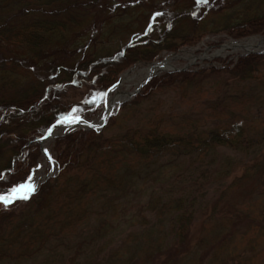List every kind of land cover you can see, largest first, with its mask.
<instances>
[{"label":"trees","instance_id":"16d2710c","mask_svg":"<svg viewBox=\"0 0 264 264\" xmlns=\"http://www.w3.org/2000/svg\"><path fill=\"white\" fill-rule=\"evenodd\" d=\"M160 7L0 0V191L42 167L62 114L91 120L122 71L199 44V18ZM227 28L199 49L264 33V15ZM204 62L151 76L99 130L58 134L55 174L0 203V264H264V52ZM67 87L81 98L61 102Z\"/></svg>","mask_w":264,"mask_h":264},{"label":"rangeland","instance_id":"374dc122","mask_svg":"<svg viewBox=\"0 0 264 264\" xmlns=\"http://www.w3.org/2000/svg\"><path fill=\"white\" fill-rule=\"evenodd\" d=\"M233 1L234 0H216V2H215V0L214 1L207 0V3H198L197 0H171V1L159 0V7L160 6L161 7L158 8L157 10L153 11L152 17H154L155 15L161 14L164 10L172 11L173 13H176V11H182V14L187 13L186 16H183V17H186L185 18L186 20H188V18H192V17L196 16L197 18H199L200 22L204 24V28L201 29V31H200L201 38H200L199 44L197 43L198 44L197 46H189L187 48H182L178 52L172 53L174 55L178 54L179 56L184 55L185 57L183 56V58H181V57H178V55L177 56L175 55L174 58H171V61L169 60V62H168L170 64V66H166V67H168L169 70H173V69H171L172 67L173 68L176 67L178 69H183L182 68L183 66L191 67V66L196 65V64H203L204 65V63H205L204 61H206L207 59H210L216 55H225V54L231 53V52H245L246 51L245 47L242 45L244 43L255 44L258 41H261V44L258 48L264 49V40H262V37L264 38V33L247 36V37L242 38V39H233L230 37L226 38L222 42V44H225L227 42L230 43V41H234V40L235 41L239 40L240 42L243 41L242 43H240L241 47H238L236 49H232L231 51L228 48L226 50L225 48H223V46L217 45V44H216V46L215 45L214 46L208 45L206 47H203V49H199L202 46V44L205 43V40L207 38H209V35H210L209 32H211L215 29H218V31H217L218 34H225V32H227V29H228L227 26L229 24H235V23L241 22L247 18H253L255 16L264 15V0H261V1L246 0V1H242V2L240 1V3L234 4V5H233ZM159 11H161V12H159ZM166 14L167 13H165L164 15H166ZM133 21L135 22L136 20L133 19ZM206 24L207 25L209 24V25L207 26ZM175 26H176V28H178V30L179 29L184 30V29L188 28L187 23L186 22L183 23V21H177ZM199 45H201V46H199ZM229 45L231 46V44H229ZM197 48L199 50H197ZM172 54L171 53H165L162 57L165 58L166 56H169ZM149 63H151V62H149ZM149 63L135 64L133 66H130L126 70L122 71L118 76L117 84L114 85L109 90V92L106 94L105 99H104V104L106 102V105H108L111 102V99L113 98V96L117 92L126 93L127 94L126 97H128L130 95L129 93L134 91L138 87L140 82H142L144 80V78L146 76L145 67H148ZM7 65L12 66L15 64L8 63ZM14 67L15 68H13L12 70L15 71L17 76H23V75L29 76L27 71H25L21 66L15 65ZM161 71H166V70H161ZM22 81H23V78L20 80V82H22ZM18 85H21V83ZM140 89H141V87H140ZM82 90H83V87L80 89L79 88L73 89L71 87H67L66 89H63V91H61L59 93L60 101L63 103H70V102H73L74 100H79L81 98V93H82L81 91ZM138 91L131 94L129 99H132L138 93ZM120 103H121V101L120 102H113L112 106L110 107L111 113L117 109V107ZM104 104L101 107L100 111L97 112L95 114V116L91 119L92 122H98L101 119L103 113L105 112V110H104L105 105ZM73 110L74 109H72L70 111L68 110L67 111L68 113L66 112V113L62 114L58 120H62L63 118L69 119L70 117H77V115H75L74 113L71 112ZM26 116L27 115H25V116L20 115L19 117H16L15 119L18 121H22L23 119L30 117V115H28L27 117ZM109 117L107 118V120L109 119ZM15 119H13V120H15ZM104 124H103V126H104ZM77 127H78V124H71L68 126L64 125V124H59V125H56L52 128V133L57 136L58 134H61L63 132H66L67 130H71V129H74ZM56 136H54V137L48 136L47 138H45L43 140L42 143H41V138L39 139L40 149H41L42 157H43V165H42V167H39L35 172L31 173V175H30L32 177V181L36 185V189L42 181H44L48 178L47 176H51V175L55 174V172L57 170V166H56V163L54 160V155L50 151L51 142ZM27 180H25V181H27ZM9 191L10 190L4 189V190L0 191V194L8 195ZM117 236H118V234H117Z\"/></svg>","mask_w":264,"mask_h":264},{"label":"water","instance_id":"95a60500","mask_svg":"<svg viewBox=\"0 0 264 264\" xmlns=\"http://www.w3.org/2000/svg\"><path fill=\"white\" fill-rule=\"evenodd\" d=\"M262 40H264L263 37H262ZM242 42H240L239 40H237V41H235V40L234 41H230V43L228 42V43L223 44V47L230 48V49H236L238 47H241V44L240 43H242ZM229 44H231V46ZM260 44H261V41H258L255 44L244 43L242 45L245 47V50H246L245 52H264V49H259L258 48L260 46ZM174 57L175 56L172 54L170 56H167V58L165 57V58H162L161 60H157V61H154V62L150 63L149 64V67H148V69L146 71V76H145L144 80L142 82H140V84L138 85V87L134 91H132L131 93H129L130 95L128 97L124 98V99L125 100H128L130 98L131 94H133L136 91H138L140 89V87L144 83H146L149 80V78L151 76H153L154 74L160 72L161 70H169L166 66L163 67L161 65L164 64V62H167L168 60H170L171 58H174ZM178 57L183 58V56H178ZM171 69L176 70L178 68H175V67L173 68L172 67ZM118 102H120V100H118ZM112 104H113V101L110 102L108 105H106V102H105V104H104L105 105V108H104L105 112L103 113L101 119L98 122H92L91 120H87V119L82 118V117H70L69 119L79 118L77 120V122H73V123H64V122L57 123V122H55L53 125H51L49 127V129H51V133H49V129H48L46 131V133L41 137V143L48 136L49 137L56 136L55 134L52 133V128L54 126H56V125H59V124H64V125H67V126L68 125H71V124H78V127H86V128H92V129L99 130L103 126V124L106 122L107 118L110 116V114H111L110 107L112 106Z\"/></svg>","mask_w":264,"mask_h":264},{"label":"snow or ice","instance_id":"6c2138e0","mask_svg":"<svg viewBox=\"0 0 264 264\" xmlns=\"http://www.w3.org/2000/svg\"><path fill=\"white\" fill-rule=\"evenodd\" d=\"M198 3H207V0H197ZM75 111V109L73 110ZM79 118L75 119H68L63 118L62 120H58L57 123H73L77 122ZM49 133H51V129H49ZM36 191V185L32 181V177L29 176L28 180L24 183L15 185L13 188L10 189L8 195L0 194V203H3L5 207L9 204L14 203L16 200H27L30 196Z\"/></svg>","mask_w":264,"mask_h":264},{"label":"bare ground","instance_id":"6f19581e","mask_svg":"<svg viewBox=\"0 0 264 264\" xmlns=\"http://www.w3.org/2000/svg\"><path fill=\"white\" fill-rule=\"evenodd\" d=\"M228 43V42H227ZM221 46H223V44L221 43L220 44ZM223 48H225V47H223ZM226 50H227V48H225ZM230 51L232 50V49H230V48H228ZM243 53H246V52H243ZM172 54V53H171ZM174 55V54H173ZM176 56L178 55V54H175ZM174 55V56H175ZM170 56V55H169ZM179 56V55H178ZM180 56H184V55H180ZM217 56V55H216ZM185 57V56H184ZM213 57H215V56H213ZM163 57H161L160 59H157V60H161ZM166 58H167V56H166ZM157 60H155V61H157ZM168 60V59H167ZM208 60V59H207ZM170 61H171V59H170ZM154 62V61H153ZM169 62V60L167 61V62H164V64H162L161 66H170V64L168 63ZM152 63V62H151ZM150 64V63H149ZM149 67V66H148ZM148 67H145V70L147 71V69H148ZM185 67H187V66H183V68H185ZM168 68V67H167ZM176 68V67H175ZM156 74H158V73H156ZM155 75V74H154ZM126 96H127V94L126 93H120V92H117L114 96H113V98L111 99V102L113 101V102H118V100H120L121 102L122 101H125V99L124 98H126ZM77 117H79V116H77ZM83 118V117H82ZM58 121V120H57ZM57 121H55V122H57ZM54 122V123H55ZM47 177H49V176H47Z\"/></svg>","mask_w":264,"mask_h":264}]
</instances>
